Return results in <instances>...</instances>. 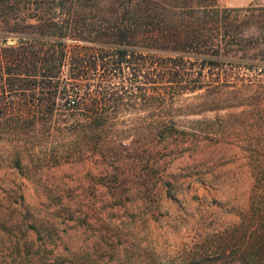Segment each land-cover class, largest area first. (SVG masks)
I'll return each instance as SVG.
<instances>
[{
    "label": "rangeland",
    "instance_id": "rangeland-1",
    "mask_svg": "<svg viewBox=\"0 0 264 264\" xmlns=\"http://www.w3.org/2000/svg\"><path fill=\"white\" fill-rule=\"evenodd\" d=\"M241 48L235 71L263 86L185 93L170 125L145 94L90 126L100 137L83 138L75 111L71 133L26 144L19 167L0 140V264H240L264 239V23L245 27Z\"/></svg>",
    "mask_w": 264,
    "mask_h": 264
},
{
    "label": "trees",
    "instance_id": "trees-1",
    "mask_svg": "<svg viewBox=\"0 0 264 264\" xmlns=\"http://www.w3.org/2000/svg\"><path fill=\"white\" fill-rule=\"evenodd\" d=\"M263 11L216 0H0V140L12 144L11 165L26 144L71 133L77 110L90 139L102 135L90 126L117 123L145 94L166 126L185 93L262 87L235 71L230 53L242 50L245 27L264 23ZM249 250L240 264H264V239Z\"/></svg>",
    "mask_w": 264,
    "mask_h": 264
}]
</instances>
